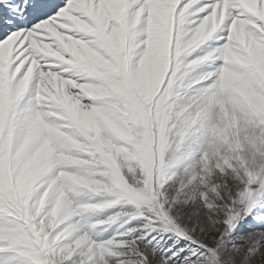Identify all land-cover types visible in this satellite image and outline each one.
Here are the masks:
<instances>
[{
    "label": "snow or ice",
    "instance_id": "6c2138e0",
    "mask_svg": "<svg viewBox=\"0 0 264 264\" xmlns=\"http://www.w3.org/2000/svg\"><path fill=\"white\" fill-rule=\"evenodd\" d=\"M0 264H264V0H0Z\"/></svg>",
    "mask_w": 264,
    "mask_h": 264
}]
</instances>
